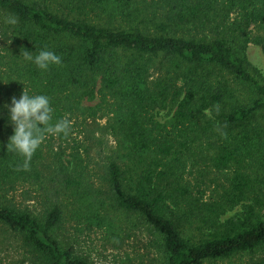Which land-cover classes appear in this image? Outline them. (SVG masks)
Here are the masks:
<instances>
[{
	"label": "trees",
	"instance_id": "obj_1",
	"mask_svg": "<svg viewBox=\"0 0 264 264\" xmlns=\"http://www.w3.org/2000/svg\"><path fill=\"white\" fill-rule=\"evenodd\" d=\"M0 37V226L21 238L29 264H97L77 249L68 217L109 230L115 217L133 219L155 237L156 264L264 250V74L248 58L251 43L264 51V0H0ZM45 49L62 64L41 71L20 56ZM24 88L50 97L53 124L67 117L93 134L86 124L108 116L116 147L99 185L59 170L70 209L58 191L38 212L8 199L18 181L41 178L44 159L40 146L25 170L7 150L5 105ZM159 110L170 112L163 123ZM189 160L228 172L227 190L192 195Z\"/></svg>",
	"mask_w": 264,
	"mask_h": 264
},
{
	"label": "rangeland",
	"instance_id": "obj_2",
	"mask_svg": "<svg viewBox=\"0 0 264 264\" xmlns=\"http://www.w3.org/2000/svg\"><path fill=\"white\" fill-rule=\"evenodd\" d=\"M4 42L0 37V55L5 54L2 50ZM248 58L253 65L257 66L264 74V51L261 46L249 44ZM8 58H1L0 63L7 70ZM1 64V65H2ZM13 77L16 72L13 71ZM95 101H84V105H95ZM170 116L168 110H159L156 119L165 122ZM108 116L98 118V126L94 122H88L87 129H94L90 134L81 121L74 122L69 137L65 141H59L56 135L47 136L41 145L44 159L38 165L41 178L33 176L27 181H18L14 189L8 191V199L18 207H27L36 212L43 207V201L47 195L59 192V198L68 204L70 209L69 195H61L60 176H57L62 166L68 174L78 177L83 186L100 183L102 169L115 149L114 139L103 130L102 126L107 123ZM60 159V161H59ZM62 162V163H60ZM228 172L206 169L205 167L188 161L185 180L188 183L192 195L201 196L203 199H216L228 188ZM60 177V178H59ZM54 179V180H52ZM58 181V182H55ZM70 207V208H69ZM66 208V209H67ZM67 209V210H68ZM69 215V211H65ZM68 234L76 239L77 249L80 253L88 256L97 264H156L159 256L155 237L148 232L147 228L134 224L133 219L118 216L114 218L115 224L112 230L104 228H87L84 224L68 217L66 220ZM79 228V230H76ZM29 254L22 246L21 238L0 226V264H29ZM264 259V250L251 255L235 256L230 259L209 262L205 264H252Z\"/></svg>",
	"mask_w": 264,
	"mask_h": 264
},
{
	"label": "clouds",
	"instance_id": "obj_3",
	"mask_svg": "<svg viewBox=\"0 0 264 264\" xmlns=\"http://www.w3.org/2000/svg\"><path fill=\"white\" fill-rule=\"evenodd\" d=\"M6 22L15 26L19 21L18 17L10 15ZM20 56H23L25 61L34 63L41 71H47L51 66L61 65L63 62L60 55L46 49L38 51L35 55L24 50ZM5 107L9 112V121L14 126L7 150L24 157L25 170L48 135L68 136L71 131L72 121L67 117L52 123L53 108L47 95L29 94L24 88L21 96H13L11 104Z\"/></svg>",
	"mask_w": 264,
	"mask_h": 264
}]
</instances>
